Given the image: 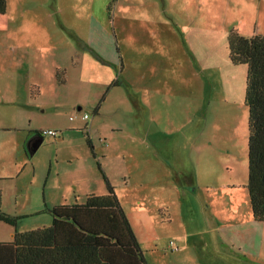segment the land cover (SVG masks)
I'll return each mask as SVG.
<instances>
[{"label": "rangeland", "instance_id": "1", "mask_svg": "<svg viewBox=\"0 0 264 264\" xmlns=\"http://www.w3.org/2000/svg\"><path fill=\"white\" fill-rule=\"evenodd\" d=\"M102 1L112 13H125L128 18L111 23L113 29L125 31L118 37L112 34L119 46V52L112 47L117 68L88 58V80L94 89L84 99L82 114L90 115L89 135L97 156L92 155L84 128L67 132L57 148L61 136L46 138L34 154L35 173L26 169L12 180H0L9 190L8 205L1 210L17 217L16 226L0 220V240L12 241L15 232L51 225L46 207H39L45 193L61 195L70 188L77 195L65 200L69 204L76 196L83 202L92 189L105 194L100 162L116 187L148 264L182 261L184 255H171L173 241L191 244L218 236L227 251L211 245L210 254L197 255L202 264H264V222L254 220L247 188V67L233 64L228 50L233 28L245 36L264 34V0H241L248 5L240 15L234 14V1L227 0L213 14L187 18L169 16L165 0ZM56 3L8 0L0 27L10 15L33 16L25 22L23 38L37 42L36 29L44 32L40 40L46 52L53 46L52 34L46 33L65 29L39 16L51 13L65 25L68 16H76L79 31L83 15L92 9L88 0ZM116 79L119 85L104 87V82ZM135 95L145 105L153 101L155 108L153 116L145 114L140 126L133 114ZM74 112L79 124L83 119ZM148 128L155 144L145 135Z\"/></svg>", "mask_w": 264, "mask_h": 264}, {"label": "crops", "instance_id": "2", "mask_svg": "<svg viewBox=\"0 0 264 264\" xmlns=\"http://www.w3.org/2000/svg\"><path fill=\"white\" fill-rule=\"evenodd\" d=\"M88 1L92 9L88 11V15H83L84 24L79 31L76 30V16H72L73 19L68 16L66 25L59 17L54 19L51 13L47 16H39L41 21L53 24L54 27L58 23L65 29V31L46 33L52 34L49 38L53 40V46L46 52L42 50L44 46L40 40L45 38V35L41 36L44 32L36 29L39 36L37 42L35 39L28 42L23 38L27 29L25 22L33 19V16L10 15L9 22L0 27V180H12L26 169L32 170L33 173L36 172L38 162L35 161V155L30 156L28 153V141L37 135L36 132L44 129L61 131L59 136L62 140H56L59 136L54 138L57 148L65 139L67 132L77 127L86 128L87 121L81 120L77 124L76 119L71 120L70 117L75 113L74 111L83 110L84 99L94 89L92 81L88 80V58L90 61L93 59L97 62L101 61L114 70L117 68L116 56L112 47L114 45L119 52V46H117V42H113L112 34L118 37L125 31L119 32L113 29L111 23L127 21L128 15L112 13L109 4L105 6L102 0ZM233 1L237 7L234 11L235 15L245 12V5L248 4L241 0ZM56 2L59 4V0ZM225 2L227 0H201L200 2L196 0H165L164 3L169 16L174 17V15L180 14L182 18H187L200 14H213ZM59 11L57 9V12ZM57 16L59 15L57 14ZM148 18L151 19L153 16L149 15ZM98 43L101 44V47L97 45ZM77 54L79 57H76ZM58 69L66 70V82L63 84L57 80ZM155 82L162 83L163 80H155ZM111 83L109 80L103 84L105 88H108ZM34 86L38 87L37 93H32ZM134 98L136 108L133 113L134 119L140 126L145 114L153 116L155 108L153 101H149V104L145 105L140 96L135 95ZM145 131L150 144H155L153 136L151 137V128ZM41 136L44 138V142L46 138L53 139L51 136ZM209 141L212 145L213 141L211 139ZM168 142L170 145L172 144L171 138L168 139ZM177 145L180 143L177 142ZM6 188L7 186L0 183L2 207L8 205L6 197L9 190ZM89 192L97 191L92 189L88 191V194ZM71 194L77 195L70 188H67L61 195L50 194L48 196L45 193L44 202H41L39 207L47 208L62 204L68 200V197H72ZM0 242L7 241L0 240ZM223 243L225 241L219 236L218 239L192 240L191 244L188 241H181L178 244L179 249L173 251L175 253L171 255H184L182 261L176 258L175 264H202L197 255L210 254L212 252L209 248L211 245L226 252L227 249ZM189 248H192L193 252H187ZM164 254L166 257L169 256L166 252ZM171 259L174 260L173 257Z\"/></svg>", "mask_w": 264, "mask_h": 264}, {"label": "trees", "instance_id": "3", "mask_svg": "<svg viewBox=\"0 0 264 264\" xmlns=\"http://www.w3.org/2000/svg\"><path fill=\"white\" fill-rule=\"evenodd\" d=\"M7 5L8 0H0V14L6 13ZM228 50L233 64L247 67V188L253 218L264 222V34L245 36L233 28L228 36ZM65 74V69L57 70L60 84L66 82ZM119 84L118 79L111 83ZM37 92L38 87H32V93ZM94 111L98 113V107ZM78 114L88 122L84 134L92 155L96 157L88 128L90 115L82 114V111ZM71 117L75 120L78 116L73 114ZM46 130H54L56 134L45 133ZM59 132L44 129L36 134L57 138L61 135ZM98 167L107 184L105 194L89 193L83 202L76 196L73 203L47 207L45 211L51 215V225L15 232L12 241L0 242V264H148L116 187L109 181L100 162ZM1 204L0 192V220L16 226L17 217L3 212ZM169 248L176 251L179 245L173 241Z\"/></svg>", "mask_w": 264, "mask_h": 264}, {"label": "water", "instance_id": "4", "mask_svg": "<svg viewBox=\"0 0 264 264\" xmlns=\"http://www.w3.org/2000/svg\"><path fill=\"white\" fill-rule=\"evenodd\" d=\"M44 138L39 136H34L32 139L28 141V153L30 156H33L34 153L39 149L42 145Z\"/></svg>", "mask_w": 264, "mask_h": 264}, {"label": "built area", "instance_id": "5", "mask_svg": "<svg viewBox=\"0 0 264 264\" xmlns=\"http://www.w3.org/2000/svg\"><path fill=\"white\" fill-rule=\"evenodd\" d=\"M87 116V115H86ZM85 116V117H86ZM72 119L74 118V116L73 117H71ZM45 133H49V134H52V135H55L56 134V131H54V130H46V131H44Z\"/></svg>", "mask_w": 264, "mask_h": 264}]
</instances>
